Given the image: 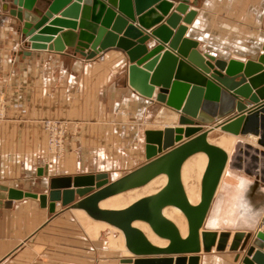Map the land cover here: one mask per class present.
Wrapping results in <instances>:
<instances>
[{"label":"crops","instance_id":"crops-1","mask_svg":"<svg viewBox=\"0 0 264 264\" xmlns=\"http://www.w3.org/2000/svg\"><path fill=\"white\" fill-rule=\"evenodd\" d=\"M166 1L171 9L185 2L196 10L185 36L198 40L204 53L243 60L262 53L264 0ZM11 8V0H0V96L6 105L0 119V185L39 195L49 192L52 176L108 172L113 180L146 163L145 131L176 125L179 113L129 85L126 52L109 47L89 58V51L72 47L33 49ZM47 119L70 122L61 158L47 152ZM213 135L233 142L223 146L229 160L201 230L215 232L216 241L209 252L202 243L199 264H240L231 250L236 234L264 230V147L254 133L237 136L214 127L209 141ZM184 164L183 183L197 204L207 156ZM42 167L49 176L39 174ZM223 232L229 237L218 250ZM123 244L119 229L61 201L54 213L39 197L0 203V264H120L131 256Z\"/></svg>","mask_w":264,"mask_h":264},{"label":"water","instance_id":"water-1","mask_svg":"<svg viewBox=\"0 0 264 264\" xmlns=\"http://www.w3.org/2000/svg\"><path fill=\"white\" fill-rule=\"evenodd\" d=\"M11 3L10 13L22 22L31 48L64 52L72 47L83 54L89 51V58L109 47L120 48L129 59V85L142 96L164 103L179 117L176 125L147 129L148 161L116 179L111 180L108 172L52 176L49 192L39 195L0 185V203L10 205L13 199L29 196L39 197L51 213L58 201L65 207L85 210L91 218L122 231L131 256L123 257L120 264H199L202 243L209 252L216 241L215 232L201 230L229 160L223 147L209 141V133L214 127L237 136L254 133L264 147V42L257 59H222L204 53L198 40L185 36L197 15L185 2H178L173 9L166 0ZM58 13L60 17H55ZM152 16V23L147 24L146 19ZM151 25L156 26L147 29ZM150 41L154 42L152 47L148 46ZM198 153L206 154L207 164L201 199L193 204L182 169ZM39 174L49 176L48 168H40ZM159 176H166L167 181L155 193L124 208L101 207L103 200L144 187ZM166 207L183 213L186 236L165 215ZM137 221L147 224L167 244L159 246L151 241L134 225ZM228 237V232L220 234L218 250L225 249ZM231 250L237 252L235 260L240 264H264V230L254 235L236 234Z\"/></svg>","mask_w":264,"mask_h":264},{"label":"bare ground","instance_id":"bare-ground-1","mask_svg":"<svg viewBox=\"0 0 264 264\" xmlns=\"http://www.w3.org/2000/svg\"><path fill=\"white\" fill-rule=\"evenodd\" d=\"M153 18L154 17H149L146 19V22L147 24H150L152 23L153 21ZM221 132V131H219ZM222 133V132H221ZM220 136V135H219ZM210 142L214 143V144H217L221 147L223 146H228L230 143L233 142V139H228L227 137L225 136H222V137H216V136H212V139L210 140ZM203 153H198V154H195L197 156L201 155ZM189 163L191 161H188ZM186 162V163H188ZM185 165V164H184ZM183 165V166H184ZM157 178H162V184H161V187L164 186L166 184V181H167V178L166 176H159ZM157 178H155L153 181H151L150 183L154 182ZM149 183V184H150ZM160 187V188H161ZM160 188H157L156 190H154L153 192H150L149 194H152V193H155L156 191H158ZM135 190V189H134ZM128 192V191H127ZM124 193H121V194H118V195H115L113 197H110L106 200H103L101 202V207L105 208L107 205H114V204H120V203H127L125 201V198L122 197ZM188 194V197L189 199L191 200V202L193 203V194L191 192H187ZM141 198V197H139ZM137 198V199H139ZM135 199V200H137ZM201 199V198H200ZM135 200L131 201V202H128L127 205H124V206H121V207H118V208H114V209H120V208H124L126 206H128L129 204H131L132 202H134ZM164 213L165 215L170 218L171 220H173L177 225L178 227L180 228L181 230V233L183 235H185L187 232H188V226H187V220L185 218V216L183 215V213L176 207H166L165 210H164ZM109 225V224H108ZM135 226L141 228L146 234L147 236L150 238L151 241H153L155 244L157 245H164L167 243V241H164V240H161L159 239L157 236H155L153 234V232L150 230L149 226L143 222H135L134 223ZM116 228V227H115ZM121 231V230H120ZM122 232V231H121ZM124 236V235H123ZM124 242H125V238H124ZM123 247H124V252L125 253H129L125 247V244H123ZM130 254V253H129Z\"/></svg>","mask_w":264,"mask_h":264},{"label":"built area","instance_id":"built-area-1","mask_svg":"<svg viewBox=\"0 0 264 264\" xmlns=\"http://www.w3.org/2000/svg\"><path fill=\"white\" fill-rule=\"evenodd\" d=\"M6 115V105L0 96V119ZM47 132V152L52 158H61L66 151V139L70 131V122L67 120L47 119L44 120ZM49 164V162L47 161Z\"/></svg>","mask_w":264,"mask_h":264},{"label":"rangeland","instance_id":"rangeland-1","mask_svg":"<svg viewBox=\"0 0 264 264\" xmlns=\"http://www.w3.org/2000/svg\"><path fill=\"white\" fill-rule=\"evenodd\" d=\"M197 157H198L197 155H194V156L190 157L186 162L197 159ZM161 184H162V178H157L154 182H152V183H150L144 187L125 192L122 195V197H124L125 201L128 203V202H131V201H133L139 197L145 196L150 192H153L154 190L159 188L161 186Z\"/></svg>","mask_w":264,"mask_h":264}]
</instances>
